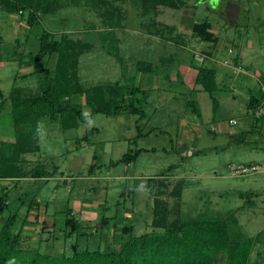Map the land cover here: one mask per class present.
I'll list each match as a JSON object with an SVG mask.
<instances>
[{
    "label": "rangeland",
    "instance_id": "1",
    "mask_svg": "<svg viewBox=\"0 0 264 264\" xmlns=\"http://www.w3.org/2000/svg\"><path fill=\"white\" fill-rule=\"evenodd\" d=\"M202 1L187 0L196 8L194 20L214 22L215 38L234 45L236 55L243 38L239 32L244 30L220 13H225L228 3L247 8L256 0H205L207 5ZM49 3L47 11L35 12L38 24L32 28L27 23L28 11L0 12V56L12 60L0 67V92L7 98L18 91L22 96L39 93L42 76H18V61L34 71L32 57L39 52L42 34L48 32L52 40H70L62 63L68 77L86 89L104 88L107 99L111 97L109 88H122L117 100L129 104L135 98L142 100L147 118L138 122L137 115L128 113L91 114L81 95L70 98L85 109V122L77 128L66 130L60 120L40 118L38 150L33 148L22 160L29 168L43 165L49 172L56 168V175L14 183L10 187L12 204L0 214V229L16 213L14 232L21 230L26 249L58 257L86 249L119 252L129 238L121 234L124 225H133L137 237L149 233L154 210L166 208L168 223L178 217L185 222L226 223L231 235L253 240L248 264H264V116L256 119L249 109L250 97L262 98L258 78L222 64H231L234 55H222L218 63H212L196 42L189 46L191 40L187 39L181 44L185 49L181 48L180 41L190 35H178L176 22L155 23L152 3L145 0ZM169 11L177 12V21L180 12ZM245 53L253 63L246 60L244 65L264 75V45ZM196 54L205 55L202 63L196 61ZM193 62L217 70L218 90L212 96L196 84L197 77L182 80L181 63L194 66ZM58 64L57 54L43 63L52 71ZM133 88L140 92H132ZM191 100L197 101L201 116L189 106ZM3 107L0 132L12 128L16 134L12 106ZM230 121L235 125H229ZM137 150L142 152L134 163L120 161ZM248 165L261 169L246 176L231 174V168ZM149 179H154L152 187H137ZM35 198L45 209L37 222L30 219L35 218L34 210L27 218L28 204ZM68 209L80 223L72 236L65 226ZM103 217L110 219L105 226ZM25 221L30 231L21 229Z\"/></svg>",
    "mask_w": 264,
    "mask_h": 264
},
{
    "label": "trees",
    "instance_id": "2",
    "mask_svg": "<svg viewBox=\"0 0 264 264\" xmlns=\"http://www.w3.org/2000/svg\"><path fill=\"white\" fill-rule=\"evenodd\" d=\"M50 0H0V6L8 13L29 12L27 23L30 28L38 24L35 12L46 10ZM152 3L153 10L156 6H166L177 9L181 6L175 0H145ZM147 8H151L148 7ZM197 35L204 41H217L207 33L206 25L195 27ZM70 40H52L50 33L42 34L40 38L39 52L32 57L34 72L42 76L40 91L36 95L31 92L22 96V93L12 92L8 98L0 102V113L5 104H11L16 130L15 144H2L0 148V180L20 179H48L56 175V168L49 172L43 165L29 168L27 162L21 156L33 151L39 136V119L48 117L54 121L60 120L64 129H75L80 123L85 122V109L83 104L72 103L70 98L74 95L85 97V103L91 114H103L106 116H122L125 113L137 115L138 122L145 120L147 114L142 107V100L126 103L125 99L117 100L120 87L109 88L110 98L107 99L102 91L104 88L90 90L73 78L68 77L66 67H63L66 49ZM57 54L59 64L55 71L43 65L46 58ZM198 76L196 84L211 96L218 90L216 71L207 66H197ZM132 92H140L133 88ZM101 91V92H100ZM249 109L255 111L261 100L250 98ZM189 106L194 113L201 116L197 102L189 101ZM218 111L217 101H214V113ZM254 113V112H253ZM141 134V133H140ZM125 154L120 160L126 164H132L141 154L137 150ZM251 166V165H248ZM154 179H149L145 184L137 187L150 188ZM151 182V185H150ZM135 187V188H137ZM177 188L175 194L181 193ZM0 214L3 215L11 206L8 203L9 194L7 188L1 186ZM180 195V194H179ZM39 207L38 201L33 199L28 204V212ZM155 218L152 231L141 236H134V226L124 225L121 230L123 236L129 238L123 244L119 252L98 250H83L71 256H53L44 254L39 249L24 248L22 246L21 230L15 233L14 228L18 221V215L13 213L8 216L0 229V264H248L253 240L241 237L238 233L231 235L226 223L215 220L185 222L176 218L170 223L166 221L169 212L154 210ZM28 216V215H27ZM27 220V218L25 219ZM110 221L103 217L101 224L105 226ZM166 221V222H165ZM27 221H25L26 224ZM22 225V227L25 226ZM65 226L72 236L78 232L80 223L68 209Z\"/></svg>",
    "mask_w": 264,
    "mask_h": 264
},
{
    "label": "crops",
    "instance_id": "3",
    "mask_svg": "<svg viewBox=\"0 0 264 264\" xmlns=\"http://www.w3.org/2000/svg\"><path fill=\"white\" fill-rule=\"evenodd\" d=\"M175 1L181 3V6L177 9H174V8L172 9V8L162 6V5L156 6V8H154L155 23H162L163 24L166 21L168 22V20H169V22H176L175 27H176V30L178 31V35H181V34L185 35V36L190 35V38L185 37L184 40L182 39V41H180L179 45L185 44L186 42H188L187 39L191 40V42H190L191 44H187L189 46L192 45V43L196 42L197 45H200V47L202 48L204 53L209 57L208 58L209 62L218 63L219 59L222 55H225V56L234 55V57L231 59V64L229 63L226 65L225 61L222 62V64L225 66H229V68H231L232 71H235L237 73L242 72L244 75H246L248 77L258 78V81L260 82V85L262 87V85L264 83V75L262 73H259L260 72L259 69H254V67L249 68L250 66H245L244 62L247 63L246 62V60H247L249 62V65H251L253 63V62L251 63L252 60L250 59L249 54L245 53L246 50L253 51L256 48L257 49L262 48V45H264V0H256L255 3L250 1L249 2L250 7L247 6V8H244L242 6V4H239L248 13V25H246L244 27L238 26L242 30H244V32L243 33L241 31L239 32L241 37H243V38L239 42L240 49L236 55H235L236 50H234V45H230L228 43L226 44V42H221L218 38H215L216 33H217V28H216L217 25L213 27V25H215L214 22H210V20H205L202 22V21L196 20V18L194 20V17L197 14V11L195 10L196 8L193 5H190L187 2V0H175ZM202 3L207 5V2L205 0H203ZM252 4H256V6L253 7ZM169 10L180 12V15H179L177 21H174V19L177 17V12L172 14V13H170ZM0 12L8 13L1 6H0ZM252 14L254 15L253 19H255L254 20L255 24H253ZM220 15L222 18H225L228 21V23H230L229 18L227 16L228 14L220 13ZM257 23H260V24L258 26H256ZM198 25H206L207 33L209 35L211 34L217 41H215V42L204 41L202 38H200V34L197 35V33H196L197 30L195 29V27ZM189 31H191V33H189ZM161 36H163V35H161ZM181 48L185 49L182 45H181ZM230 50H232V53H229ZM179 56H181V55H179ZM7 61L9 63V61H12V60H10L8 58L7 59L5 58V60H3V58L0 56V67H5L7 64ZM184 61H185V59H184ZM23 62L24 61H22V60L18 61V64H19V75L18 76L27 77V76L35 75V72L32 69L28 70L30 65L27 63L24 64ZM193 64H194V66H189V65H186L185 63H181L179 70H180L181 78H182V80H184V82L190 81L193 76L196 79V77L198 75V70H197L196 64L194 62H193ZM24 66H27V67L25 68ZM211 69H214L216 71V81H217V75H218L217 70L214 67H211ZM260 77H263V78H260ZM217 86H218V82H217ZM18 93H19V91H18ZM0 95H1L0 96L1 100L7 98L4 94H2V92H0ZM260 96H261V94H260ZM250 98H249V101H250ZM219 128H220V130L223 131L222 126H220ZM0 131H2V130H0ZM15 141H16V135H15V131L12 130V128H10V130L8 132H2V133L0 132V148H1L2 144H4V143L5 144H13ZM22 158H23V155L21 156V159ZM20 180H22V179H20ZM20 180H0V187L3 186V187L7 188V192L9 194L8 203L10 205L12 204V201H10V191H11L10 187L12 185L16 186V185H14V183L20 182ZM2 182H7V184H9V185L4 184L5 185L4 186ZM0 196H2L1 191H0ZM38 203H39V207L32 209L34 211L31 210L32 213H34V215H35V218H33V217L30 218L31 221H33V222H37L38 220L42 219V217H44L45 209L40 207L41 203L39 201H38ZM31 211L28 212V216L31 213ZM28 216H27V218H28ZM24 228H25V230L30 231V229H28V228H31V227H27V225L25 224L24 227L21 226V229H24Z\"/></svg>",
    "mask_w": 264,
    "mask_h": 264
},
{
    "label": "built area",
    "instance_id": "4",
    "mask_svg": "<svg viewBox=\"0 0 264 264\" xmlns=\"http://www.w3.org/2000/svg\"><path fill=\"white\" fill-rule=\"evenodd\" d=\"M229 53H232V50H230ZM196 61L198 63H202L205 59V55L202 54H196ZM225 64H229L227 61H225ZM261 102L259 106L255 109L254 111V116L256 119H260L264 116V83L261 87ZM230 125H235L234 121L229 122ZM261 167L259 165H251V166H238V167H233L231 168V174L233 176H246L249 174L257 173L259 172Z\"/></svg>",
    "mask_w": 264,
    "mask_h": 264
},
{
    "label": "water",
    "instance_id": "5",
    "mask_svg": "<svg viewBox=\"0 0 264 264\" xmlns=\"http://www.w3.org/2000/svg\"><path fill=\"white\" fill-rule=\"evenodd\" d=\"M229 21L232 25L244 27L248 25V13L239 4L228 3L225 8Z\"/></svg>",
    "mask_w": 264,
    "mask_h": 264
}]
</instances>
